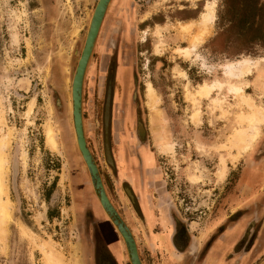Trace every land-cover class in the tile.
Listing matches in <instances>:
<instances>
[{
    "label": "rangeland",
    "instance_id": "1",
    "mask_svg": "<svg viewBox=\"0 0 264 264\" xmlns=\"http://www.w3.org/2000/svg\"><path fill=\"white\" fill-rule=\"evenodd\" d=\"M43 1L0 0V139L8 131L11 133L5 150L11 218L6 225V241L0 238V264H13V259L16 264H47L41 245L72 264H75L72 261L98 264L100 255H96L94 248L101 236L110 246L116 264H129L119 233L93 193L71 127L69 88L97 0H53L57 11L52 16L46 14ZM206 2L214 4L209 32L189 57H183L177 49L189 46L198 28L182 30L181 26L197 21ZM121 3L128 6L122 10L119 5L109 3L85 71L84 134L111 202L117 200L113 201L118 209L115 208L129 228L132 226L143 264H160L163 254L148 255L146 230L138 217L129 216L131 206L126 204L123 192L116 189L113 159L109 163L105 157L103 105L107 79L110 75L114 77L109 137L111 148L117 146L120 176L131 170L126 166L131 157H127L124 140L125 136L127 140L134 139L133 130L139 119L143 139L150 143L157 160L152 171L156 182L151 179L149 188L157 216L167 208L172 219L197 237H204V231L210 230L215 221L217 225L224 220L222 227L229 226L234 218L227 214L229 195L239 182L244 164L240 160L246 159L261 139L264 123L252 148L232 160L238 151L230 140L235 129L247 126L244 121L239 122L247 108L227 87L214 91L210 99H202L196 106L192 93L204 80H226L221 67L225 62L247 57L259 60L264 68V0H121ZM180 4H184V9H178L182 8ZM156 31L161 34V41ZM259 73L253 70L245 77L244 82L248 83L245 91L256 104L264 106V84L258 78ZM22 79L28 83L27 87ZM147 81L157 95L155 111H150L145 103ZM186 87L191 89L189 94ZM195 111L199 113L194 120L191 117ZM156 116L162 122L158 136L152 126ZM47 125L55 130L56 149L45 142ZM163 134H167L165 139ZM159 142L173 143V152L161 151ZM141 153L146 162L153 163L151 150L145 146ZM224 168L226 174L221 179L217 173ZM192 176L199 181L194 182ZM141 192L144 194L145 190ZM142 208L147 223L152 224L155 216L148 202L144 204L142 200ZM163 224L158 241L167 245L171 226ZM217 230L214 237L219 235ZM255 232L252 228L249 237L231 252L243 253ZM211 238L210 233L201 238V253ZM1 257L8 261H2ZM247 264L261 261L253 257Z\"/></svg>",
    "mask_w": 264,
    "mask_h": 264
},
{
    "label": "bare ground",
    "instance_id": "2",
    "mask_svg": "<svg viewBox=\"0 0 264 264\" xmlns=\"http://www.w3.org/2000/svg\"><path fill=\"white\" fill-rule=\"evenodd\" d=\"M213 20H214V4L213 2H206L205 6L203 7L202 12L199 14L197 21L190 22V23H187L181 26L182 30H188L195 26L198 28V33L193 35L191 44L189 46H187L186 48L185 47L178 48L177 52H179L183 57H189L192 50L203 39V37L209 32V26L211 25ZM156 36L159 38V41L162 40L161 34L157 31H156ZM156 52H159L158 45H156ZM221 67L223 69V76L224 78H226V80L214 79L210 82H207L206 80H204L202 83L198 84V86L193 89L194 92L192 93V95L195 100H193L192 103H194L195 106L200 105L202 99L208 100L211 98L214 91L220 92L223 90L224 87H227L228 92L238 97L240 104L244 105L247 108V113L239 117V122L241 123L242 121H244L247 124V126L244 128L240 127L239 129H235L231 137V140H230L231 146L236 148L238 151L236 155H232L231 158L233 160L234 158L236 159L235 156L240 155L241 152H245L252 148V144L255 142V140L259 136V133L261 130L260 125L264 123V106L256 104L251 98V96L246 93L245 88L248 87V83L244 82L245 77L252 74L253 70L254 71L256 70L260 72L258 74L259 75L258 78L260 79L261 83L264 84V79H263L264 68L261 65L259 60L254 61L247 57H241L240 59H237V60L225 62L221 65ZM234 81H237V84ZM22 83L24 84V86L27 87L28 83L25 80ZM145 86H146V90H145L146 102L145 103L150 111H155L158 108L157 107L158 99H157L155 89L153 85L151 84V82L149 81L146 82ZM185 91L187 94H189L191 89L189 87H186ZM217 99H212V100L214 101V103L217 104L218 103ZM29 112L30 110H28L27 114H29ZM198 113H199L198 111H195V113L192 115L191 118L195 120L198 116ZM156 118L157 119H156L155 124H154L155 118H153L154 121H153L152 126L154 129L155 135L158 136L157 133L162 132V129H160V126H161L160 123L162 122L157 116ZM0 122H2V120ZM10 134H11L10 131H8L2 137V139H0V238L3 241H6V236H7L6 225L8 224L11 218V206H10V200L7 194L8 188L6 184L7 167L5 165V159H6L5 150L8 148V143H9L8 137L10 136ZM45 134H46L45 142L47 143V145H49L53 149H56L57 148V138H56L55 130L52 125L46 126ZM163 137L165 139L167 137V134H165ZM5 138H7V140ZM159 143L160 144L158 145L159 146L158 148L161 151L173 152L174 150L173 143H162V142H159ZM222 164H224V162H222ZM225 174H226V169L224 168L218 171L217 176L222 179L225 176ZM191 179L194 182L199 181V178L195 176H192ZM110 223L113 229L116 230V228L114 227L111 221ZM25 229L28 230L27 228H24V230ZM40 247L44 254V260H45L44 262H46L47 264H72L70 262L63 260V257L57 254L53 249L48 248L47 250H45L44 245H41ZM70 261L72 260L70 259ZM72 262L76 264L77 261L76 262L72 261Z\"/></svg>",
    "mask_w": 264,
    "mask_h": 264
},
{
    "label": "crops",
    "instance_id": "3",
    "mask_svg": "<svg viewBox=\"0 0 264 264\" xmlns=\"http://www.w3.org/2000/svg\"><path fill=\"white\" fill-rule=\"evenodd\" d=\"M242 159L240 162L243 161L244 164H241L239 182L229 195L230 203L227 214L233 215L232 223L227 227L220 228L222 231H219V235L213 236L211 239L213 241L208 244L203 253H201V240L198 239L191 242L179 254H174L169 250L172 255H167L160 264H172L177 261L181 264H247V261L253 257L264 264V128L261 139L247 158ZM237 214L239 215L235 217ZM223 221L217 223L213 231L211 230V235ZM252 228L256 232L249 247L243 253H232L233 247L244 235L248 236ZM108 247L110 248V246ZM165 247V245L160 246L158 250L167 253ZM1 260L7 262V259H3V257Z\"/></svg>",
    "mask_w": 264,
    "mask_h": 264
},
{
    "label": "flooded vegetation",
    "instance_id": "4",
    "mask_svg": "<svg viewBox=\"0 0 264 264\" xmlns=\"http://www.w3.org/2000/svg\"><path fill=\"white\" fill-rule=\"evenodd\" d=\"M110 3H114L117 6L119 5L118 8L122 9V10L128 6V5L122 4L121 0H111ZM42 5L45 9L46 14H48L49 16H52V14H55L57 11V6L55 3H53V0H44ZM181 5H182V8H180V7L178 8L180 10L184 9V7H185L184 4H180V6ZM108 8H107V10H108ZM107 10H106V12H107ZM103 22H104V18H103L101 26L103 25ZM99 32H100V30H99ZM58 68L59 67L55 68L56 69L55 70V76H58V74H57ZM126 73H128V72L126 71ZM125 76L127 77V75H125ZM109 80L111 81V106H110V119H109V127H108V144H109V151H110V154H111L112 159H113L112 168H113V171L115 172V180L117 182L116 189L123 192L122 194H123V197H124L126 204L131 206L130 207L131 209L129 208V216L133 217V219H137V217H138L140 219V221L142 222L143 228L146 230L145 232L147 235V240H148V245H149V247L148 246L146 247V251L148 252V255H150V256L152 254L157 255L159 253L163 254V257L161 259V261H162L167 255L171 256L172 252L174 254L175 253L179 254L181 251L185 250L188 247V245L191 244V242H193L195 240L197 241L199 238H200L199 240H201V238L206 237L209 233L211 234V230L213 231L214 227H216V221L215 222L213 221L214 224L210 230L204 231L205 232L204 237H197L195 235L189 234L187 232V229L184 227V225L181 222L177 221L176 219L175 220L172 219V216L167 212L168 211L167 208H164L163 212H159V214H158L159 216H157V212H156V210H155V208H154V206L150 200L151 195L149 194V188H151V179H152V182H156V180L153 179L154 177H153L152 171L156 167L157 160L155 158L154 150L151 149L150 143H147L145 141V139H143L144 129H143V125L139 119L136 120V126H135V129L133 130L134 139H131L130 137H128V140H127L126 136H125V140H124V149H125V152L127 154V157H131L130 163H128L126 166L128 169H131L132 171L130 170L129 173H125L124 175L120 176L117 158H116V147L117 146L115 147L114 150L111 148L110 137H109L110 136L111 122H112V120H111L112 119L111 118L112 102H113L114 94H115L114 93V87H113L114 77H112V75H110L108 77L107 83H106L105 100H106L107 85H108ZM105 100H104V105H105ZM104 105H103V116H104ZM138 116H139V114H137V117ZM103 129H104V118H103ZM129 138H130V140H129ZM153 140H154V135H153ZM117 143H118V140L116 142V145H117ZM145 146L149 150H151V152L153 154V163L152 164L146 162L142 156L141 151H142V149H144ZM104 149H105V130H104ZM105 157H106V152H105ZM99 170H100V168H99ZM101 177H102V174H101ZM103 183L105 186L106 182L104 179H103ZM141 189L145 190L144 194L141 192ZM106 191H107V189H106ZM107 193H108V191H107ZM152 197H154V196L152 195ZM114 200L117 201L116 199H114ZM114 200H112V203L115 207H117L116 204L113 202ZM142 200H143L144 204H146L148 202V204H149L150 208H152V211H153L154 216H155L153 223L150 225L147 223L144 212H143ZM155 207H157V206H155ZM117 209H118V207H117ZM163 223L171 226V232L168 236V240H169V242L167 243L168 246L166 245V243H164V242L159 243V241H158L160 234H162V232L164 230V227H163L164 224ZM157 228H159V229H157ZM217 228L219 230L220 228H222V225H219ZM130 229H131L132 233H134L132 226H130ZM219 231L221 232L222 230L220 229ZM212 235L214 236V232ZM212 235H211V237H212ZM154 236H156V237L153 238ZM247 237H249V234H248V236L244 235L240 239L239 243L242 240L244 242V239H247ZM211 239H213V238H211ZM151 243H152V245H151ZM169 244H170V246H169ZM163 245L166 246L165 248H166L168 254L165 251L158 250V248L160 246H163ZM169 250L172 252H169ZM7 261H8V259H7ZM13 264H16L14 262V259H13ZM95 264H97V263H95ZM98 264H116V262H115V260H112L108 256L100 255V260H99ZM172 264H181V263L179 261H177V262H174Z\"/></svg>",
    "mask_w": 264,
    "mask_h": 264
},
{
    "label": "water",
    "instance_id": "5",
    "mask_svg": "<svg viewBox=\"0 0 264 264\" xmlns=\"http://www.w3.org/2000/svg\"><path fill=\"white\" fill-rule=\"evenodd\" d=\"M110 1L111 0H97L89 18L84 42L75 64V68L69 88V102L71 103L70 104L71 127L73 130L74 142L76 144L81 160L84 163V166L87 170L93 193L96 196L104 214L112 222V224L118 231L124 243L129 264H143L139 256L136 240L134 238L132 231L130 230L129 226L127 225L123 217L119 214V212L111 202L106 192L98 164L90 148L87 145V141L84 134L83 114H82L83 79L104 15L106 13ZM110 106H111V81L109 80L107 85L106 100L104 105V130H105L106 159L109 163H112V158L110 155L109 144H108Z\"/></svg>",
    "mask_w": 264,
    "mask_h": 264
},
{
    "label": "trees",
    "instance_id": "6",
    "mask_svg": "<svg viewBox=\"0 0 264 264\" xmlns=\"http://www.w3.org/2000/svg\"><path fill=\"white\" fill-rule=\"evenodd\" d=\"M52 189V188H51ZM50 191V190H49ZM49 193V192H48ZM99 245L98 246H95L94 248V251L97 254L99 255H105V256H108L110 257L112 260H115V262H117L116 258L114 257V254L113 252L111 251V249L107 246V244L105 243L103 237H99Z\"/></svg>",
    "mask_w": 264,
    "mask_h": 264
}]
</instances>
